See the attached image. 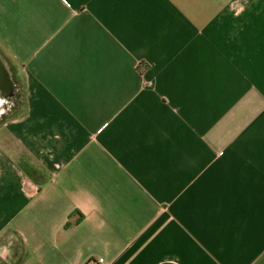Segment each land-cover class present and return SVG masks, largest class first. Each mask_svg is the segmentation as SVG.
Masks as SVG:
<instances>
[{
    "label": "crops",
    "instance_id": "0c3cea01",
    "mask_svg": "<svg viewBox=\"0 0 264 264\" xmlns=\"http://www.w3.org/2000/svg\"><path fill=\"white\" fill-rule=\"evenodd\" d=\"M0 51V264H264V0H0Z\"/></svg>",
    "mask_w": 264,
    "mask_h": 264
},
{
    "label": "rangeland",
    "instance_id": "374dc122",
    "mask_svg": "<svg viewBox=\"0 0 264 264\" xmlns=\"http://www.w3.org/2000/svg\"><path fill=\"white\" fill-rule=\"evenodd\" d=\"M0 57L4 58L5 60V55L1 51H0ZM9 66L10 68H12L11 71L12 74L10 72L11 75L9 76L8 73L6 72V76L4 80L0 83V123L3 122L6 118L13 116L17 112V109H20L22 105L20 104L22 100L21 98L22 94L20 93L21 88L20 85L17 83V80H13L16 82L14 91L11 92V89L9 88L11 87V85H9V82L12 79H14V71H13L14 66H12L11 64H9Z\"/></svg>",
    "mask_w": 264,
    "mask_h": 264
},
{
    "label": "water",
    "instance_id": "95a60500",
    "mask_svg": "<svg viewBox=\"0 0 264 264\" xmlns=\"http://www.w3.org/2000/svg\"><path fill=\"white\" fill-rule=\"evenodd\" d=\"M6 76V70L4 69L3 64L0 62V83L2 82V80H4Z\"/></svg>",
    "mask_w": 264,
    "mask_h": 264
},
{
    "label": "built area",
    "instance_id": "2783aa9c",
    "mask_svg": "<svg viewBox=\"0 0 264 264\" xmlns=\"http://www.w3.org/2000/svg\"><path fill=\"white\" fill-rule=\"evenodd\" d=\"M86 264H98V263H97V261H95V260H90V261H88Z\"/></svg>",
    "mask_w": 264,
    "mask_h": 264
},
{
    "label": "trees",
    "instance_id": "16d2710c",
    "mask_svg": "<svg viewBox=\"0 0 264 264\" xmlns=\"http://www.w3.org/2000/svg\"><path fill=\"white\" fill-rule=\"evenodd\" d=\"M79 213V220H81L82 219V217H83V215H82V213H80V212H78ZM69 225V221L66 223V225L65 226H68Z\"/></svg>",
    "mask_w": 264,
    "mask_h": 264
},
{
    "label": "flooded vegetation",
    "instance_id": "af4514ba",
    "mask_svg": "<svg viewBox=\"0 0 264 264\" xmlns=\"http://www.w3.org/2000/svg\"><path fill=\"white\" fill-rule=\"evenodd\" d=\"M3 81V80H2Z\"/></svg>",
    "mask_w": 264,
    "mask_h": 264
}]
</instances>
